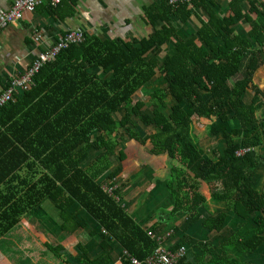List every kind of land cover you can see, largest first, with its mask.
<instances>
[{
  "label": "trees",
  "instance_id": "1",
  "mask_svg": "<svg viewBox=\"0 0 264 264\" xmlns=\"http://www.w3.org/2000/svg\"><path fill=\"white\" fill-rule=\"evenodd\" d=\"M169 2L145 11L150 35H85L44 66L28 92L0 109V239L29 215L43 226L49 203L61 233L92 227L87 235L101 253L88 259L77 244L79 264H115L116 247L121 264H131V257L144 261L157 247L148 234L161 238L167 228L170 243L177 239L169 250H186L177 264H247L243 253L264 259V158L257 150L234 155L240 148L264 149V0H229L220 14L215 0ZM196 10L206 21L188 29ZM155 76L163 86L147 95L148 108L136 95ZM135 124L147 131L148 154L172 162V175L154 179V170L143 165L136 176L155 183L140 189L142 200L137 195L130 214L122 200L132 180L118 179L127 156L117 148L123 141L145 142ZM193 125L217 141L211 157L197 147ZM104 185L115 187L112 195ZM204 185L210 200L224 205L207 218ZM153 205L160 215L146 228L149 218L139 216ZM180 214L183 225L168 227ZM227 225L228 236L209 256L208 234ZM44 248L68 262L61 245L46 242Z\"/></svg>",
  "mask_w": 264,
  "mask_h": 264
},
{
  "label": "crops",
  "instance_id": "2",
  "mask_svg": "<svg viewBox=\"0 0 264 264\" xmlns=\"http://www.w3.org/2000/svg\"><path fill=\"white\" fill-rule=\"evenodd\" d=\"M15 1L17 0H0V11H7ZM159 1L160 0H64L56 9H52L47 3H43L34 13L24 15L16 26L8 27L0 34V91L3 90V87H5L11 77L23 74L39 52H43L55 45L64 37V34L69 31L79 30L86 36L94 35L109 40H123L129 37L143 38L150 35L151 28L147 27L144 14L147 9L158 4ZM228 2L229 0H215L217 7L213 10L216 12L218 11L217 13L219 14L225 13ZM195 13L196 17L191 21L188 29L196 28L200 25L201 21H206L203 11L196 10ZM186 30L187 28L182 29L183 33H186ZM189 32H191V30ZM35 38L38 39L37 42L34 41ZM193 137L195 138L194 135ZM120 146L117 150H120ZM139 157L142 160H146V163L149 164L151 162L159 163V161H162V165L160 166L159 164L157 169L152 165V169L154 170L153 177L154 179H161L166 176L167 168H163L164 161H167L166 157H159L158 161L156 158L154 159L150 156V154L142 151ZM142 160H135V163L137 161L140 164ZM112 161L113 167L118 166V164L114 163L115 160L112 159ZM122 163L118 179L122 178L123 181V177L126 174V179L131 178V180H133L140 169L135 171V168H138V166L136 167L135 165V168L130 170L128 165H126V160ZM86 164L87 162L84 163V166ZM93 166V169L99 168V164ZM128 173H131L129 177ZM154 179L151 180V183L147 182V179L138 180V184L136 181L135 186L128 190L127 194L123 195L122 205L127 207L126 209L129 210L130 214H135L136 212L137 205L135 199L140 193L143 184H153L155 181ZM208 206H210V209ZM43 208L47 215V219L50 218L43 226L41 223L39 225L38 221L29 215L23 217L18 226L0 239V264H62L44 248L46 242L49 244L57 243L61 245L62 248H65V253L69 255L66 264H79L78 259L81 258V252L77 251L75 247L77 244L86 248L88 259H95L101 253V250L97 246V239L93 240L94 242L92 240L90 241L87 235L92 229L91 226H89L88 231L80 230L70 235L61 233L58 229L61 222L56 209L51 207L49 203H45ZM219 208L218 205H215L208 199L207 216L205 217L211 216ZM180 215L177 217L178 222L174 224L171 223L169 227L183 225L184 216L182 215V219L180 220ZM144 216L145 213H142L139 219L144 221ZM144 222L147 223V221ZM153 222L145 225L150 226ZM199 229L192 230L191 232L189 231V235H195ZM227 229H229L228 225L220 234L215 231L208 234L207 242H209L212 247V255L208 253L209 256H216L221 243L224 238L228 236V234H226ZM17 231L18 238L14 235ZM169 234H171V236L173 235L171 228L164 229L160 237L164 238ZM172 237H174V235ZM169 240L167 239L162 243L163 247L166 249L172 247L171 245L174 242L177 243V239L171 243ZM91 242L93 244H91ZM36 247L42 249H35ZM119 253L120 250L116 247V252L112 256L115 264H121ZM228 253L231 258L234 257L232 252ZM242 261L247 264H264L263 257L255 253H243Z\"/></svg>",
  "mask_w": 264,
  "mask_h": 264
},
{
  "label": "built area",
  "instance_id": "3",
  "mask_svg": "<svg viewBox=\"0 0 264 264\" xmlns=\"http://www.w3.org/2000/svg\"><path fill=\"white\" fill-rule=\"evenodd\" d=\"M64 0H17L7 11H0V34L8 27L16 26L26 14H32L43 3L56 9ZM169 4L172 7L177 5L190 4V0H170ZM85 35L82 31H69L64 34L55 45L49 49L39 52L31 61L30 66L23 74L13 76L6 83L3 90L0 91V109L12 104L15 98L22 93L28 92L29 88L33 86V77L46 65L51 64L55 58L61 53L66 51L72 45H80L84 42ZM38 41L37 38L34 39ZM257 150L258 153L264 158V149L259 147H246L240 148L235 151L236 157H241L248 152ZM115 187L104 186V190L112 195ZM157 244L156 249L144 261H139L131 257V264H177L186 254L184 248L172 251L163 247V240L166 241L171 237V234L164 238H155L148 234ZM126 254V252H125Z\"/></svg>",
  "mask_w": 264,
  "mask_h": 264
},
{
  "label": "rangeland",
  "instance_id": "4",
  "mask_svg": "<svg viewBox=\"0 0 264 264\" xmlns=\"http://www.w3.org/2000/svg\"><path fill=\"white\" fill-rule=\"evenodd\" d=\"M154 80L152 82L151 85L143 88V90L136 95V99L138 98H141V97H144L143 100H144V103L146 105V107H150V104L148 102V99L146 98L147 95H149L153 90L154 88H158V87H162L163 86V82H161L159 79V76H155L154 77ZM257 83V85H262V83H259L258 82H255ZM263 86H261L260 88H262ZM167 111V110H166ZM260 110L257 111L256 113V116L258 117L259 114H260ZM198 124V123H197ZM133 129V127H132ZM134 131L139 135V137L142 139V140H145V142L143 144L139 143V142H136L135 140H128V141H123L122 145L120 146V150H124L125 153H126V165H128V168L130 170H133L135 168V165L136 167L138 166V168H135V171H138L143 165H147L149 166L151 169L153 168L152 165L155 167V169H157V167L162 165V161H159L157 158V160L159 161V163H153L151 162L150 164L149 163H146V160H142L140 157H139V154L140 152H145V153H148V151L151 149L152 145L151 143L149 142V140L145 139L146 138V134H147V131L145 133V131L139 126V125H134ZM149 131H152L150 130L149 128ZM192 134L195 136V140H196V143H197V147L199 149H201V151L203 152V154L205 153V155L207 156H212V149L214 147V145L216 144V140L214 139H211L209 137H207V128H201L199 127L198 125L194 126L193 125V131H192ZM194 138V137H193ZM222 149V145H219L218 147V150L220 151ZM152 156L154 159L155 157L153 155H150ZM163 159V158H161ZM124 160V161H125ZM135 160H142L139 164V162L136 161L135 163ZM116 161V160H115ZM146 163V164H145ZM123 164V163H122ZM121 165V164H120ZM163 168H167L166 171V177H164L163 179H166L168 178L169 175H172L171 173V168H172V162L170 160H167V161H164V165H163ZM166 171H163V172H166ZM131 173H128V177L130 176ZM145 174L148 176V174L145 172ZM126 175V174H125ZM125 175L123 177V182H126V178H125ZM134 178V177H133ZM131 179V178H130ZM140 179H147L145 175H142V174H138L137 176L135 175V178L132 180L131 184H132V187L135 186V184L137 183L138 184V180ZM137 181V182H136ZM136 182V183H135ZM155 183V182H154ZM147 184L148 183H145L143 184L142 188L143 187H147ZM152 187V186H151ZM141 188V190H142ZM206 198L207 200L210 199L209 198V195L207 193V186L204 185L203 186V189H202V192H201ZM137 201H141L142 198L139 196L138 199H136ZM144 201V200H143ZM151 201H153L151 199ZM150 201V202H151ZM136 202V201H135ZM137 204V202H136ZM224 205L221 204L219 207L222 208ZM156 208L157 206L156 205H153V206H149L145 212V216H144V220L149 218V222L147 221L146 224H149V223H152L153 221L155 222L156 219H158L160 213H158L156 211ZM208 208L210 209V206H208ZM182 219V215H180V220ZM153 222V224H154ZM169 222V220H168ZM181 222V221H180ZM151 224V225H153ZM166 224V223H164ZM145 225V223H144ZM150 225V226H151ZM171 224L169 223L168 227L170 226ZM150 226H146V228L150 227ZM174 227V226H173ZM17 238H18V231L15 232L14 234ZM42 249V248H39V247H36L35 249ZM18 252V251H17ZM18 255V254H17Z\"/></svg>",
  "mask_w": 264,
  "mask_h": 264
},
{
  "label": "bare ground",
  "instance_id": "5",
  "mask_svg": "<svg viewBox=\"0 0 264 264\" xmlns=\"http://www.w3.org/2000/svg\"><path fill=\"white\" fill-rule=\"evenodd\" d=\"M42 5H43V4H42ZM42 7H43V6H42ZM69 48H70V47H69ZM55 60H56V59H55ZM46 66H48V65H46ZM40 71H41V70H40ZM38 74H39V73H38ZM38 74H37V75H38ZM33 84H34V83H33ZM15 101H16V100H15ZM65 175H66V174H65ZM117 199H118V198H117Z\"/></svg>",
  "mask_w": 264,
  "mask_h": 264
}]
</instances>
